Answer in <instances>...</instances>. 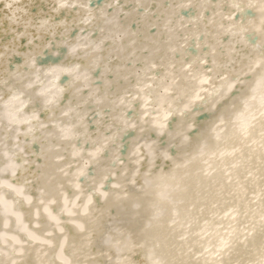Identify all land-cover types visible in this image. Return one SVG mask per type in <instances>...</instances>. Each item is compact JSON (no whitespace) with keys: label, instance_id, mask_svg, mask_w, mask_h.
Instances as JSON below:
<instances>
[{"label":"bare ground","instance_id":"6f19581e","mask_svg":"<svg viewBox=\"0 0 264 264\" xmlns=\"http://www.w3.org/2000/svg\"><path fill=\"white\" fill-rule=\"evenodd\" d=\"M0 264H264V0H0Z\"/></svg>","mask_w":264,"mask_h":264}]
</instances>
